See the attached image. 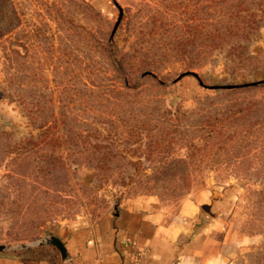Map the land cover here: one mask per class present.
Instances as JSON below:
<instances>
[{
	"label": "rangeland",
	"instance_id": "374dc122",
	"mask_svg": "<svg viewBox=\"0 0 264 264\" xmlns=\"http://www.w3.org/2000/svg\"><path fill=\"white\" fill-rule=\"evenodd\" d=\"M26 91L81 137H38ZM0 130L6 251L142 195L187 223L203 264H256L264 0H0Z\"/></svg>",
	"mask_w": 264,
	"mask_h": 264
},
{
	"label": "crops",
	"instance_id": "0c3cea01",
	"mask_svg": "<svg viewBox=\"0 0 264 264\" xmlns=\"http://www.w3.org/2000/svg\"><path fill=\"white\" fill-rule=\"evenodd\" d=\"M71 264H203L187 223L171 221L161 204L142 195L120 200L93 222L78 220L54 234ZM0 264H64L49 243L0 251Z\"/></svg>",
	"mask_w": 264,
	"mask_h": 264
},
{
	"label": "trees",
	"instance_id": "16d2710c",
	"mask_svg": "<svg viewBox=\"0 0 264 264\" xmlns=\"http://www.w3.org/2000/svg\"><path fill=\"white\" fill-rule=\"evenodd\" d=\"M126 85V83H124ZM239 86V85H238ZM237 87V86H235ZM234 87V88H235ZM30 92V89H28ZM33 92V91H32ZM26 95L29 96V101L33 100V102H35L36 104V109L34 111H36V114L38 112V116L40 118V132L38 133V137L43 138V140H47V138H51L54 137V135L56 134L57 137H59L60 139H62L63 141H67L68 139H70L71 137H81V133L78 132L80 130V126L82 125L81 123H79L78 121H76L73 117L67 115L66 113L62 114V120L60 119L59 124H53L51 125L50 123H47L46 118L48 117V101L44 99L43 95L39 96L36 95V93L33 92V94L28 93L26 91ZM31 102V101H30ZM246 109H249V107H247ZM237 112H241L240 109H236ZM231 113H234V111H231ZM50 114V113H49ZM59 119V117H54V119ZM226 119L231 122V123H236V124H240L242 125V123H239L238 118L235 116H227ZM195 123H198L197 120H195ZM200 122V121H199ZM221 122V120H219L218 118H214L212 121H207V124L210 125V130H216V126L215 125H219V123ZM55 130V131H54ZM12 133L8 132V131H4V130H0V139L2 138H6V137H10ZM30 137H33L32 133H29ZM63 137H65L66 139H64ZM70 143V142H69ZM72 143V142H71ZM73 146H76L77 144L74 142L73 140ZM249 178V177H248ZM261 185L264 186V181H260ZM256 199L257 202L260 204V206L262 208H264V187H262L261 189H259L256 193ZM256 264H264V254L260 255L257 257L256 259Z\"/></svg>",
	"mask_w": 264,
	"mask_h": 264
},
{
	"label": "water",
	"instance_id": "95a60500",
	"mask_svg": "<svg viewBox=\"0 0 264 264\" xmlns=\"http://www.w3.org/2000/svg\"><path fill=\"white\" fill-rule=\"evenodd\" d=\"M115 28H116V25L114 26V30H115ZM43 243H49V244H52L53 246H55L58 249L62 260L64 261V264H71L69 259H68V254L66 252V248H65L64 244L62 243V241L58 237H56L54 235H50V236L43 238L40 241H38L36 243V245H40ZM3 249H4V246L0 245V251Z\"/></svg>",
	"mask_w": 264,
	"mask_h": 264
}]
</instances>
